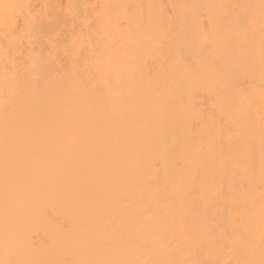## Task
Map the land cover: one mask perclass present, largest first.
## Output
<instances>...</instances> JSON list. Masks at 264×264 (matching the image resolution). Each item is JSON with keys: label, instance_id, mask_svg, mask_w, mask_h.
<instances>
[{"label": "bare ground", "instance_id": "obj_1", "mask_svg": "<svg viewBox=\"0 0 264 264\" xmlns=\"http://www.w3.org/2000/svg\"><path fill=\"white\" fill-rule=\"evenodd\" d=\"M0 264H264V0H0Z\"/></svg>", "mask_w": 264, "mask_h": 264}]
</instances>
